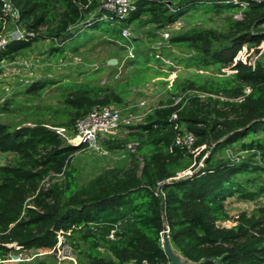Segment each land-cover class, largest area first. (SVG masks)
<instances>
[{"label": "trees", "instance_id": "obj_1", "mask_svg": "<svg viewBox=\"0 0 264 264\" xmlns=\"http://www.w3.org/2000/svg\"><path fill=\"white\" fill-rule=\"evenodd\" d=\"M101 1L12 0L19 22L39 34L10 42L0 63L16 61L42 38L50 39L53 54L61 56L102 33L125 40L122 29L131 24L162 29L184 13L201 12L220 16L222 27H182L170 44L191 51L193 65L229 66L232 73H196L176 81L170 89L171 94L179 89L174 97L131 127L136 130L127 141L114 142L118 148L137 143L130 165L106 169L86 184L70 164L86 145L66 142L54 127L72 130L94 107L127 103L132 88L149 79L139 57L116 87L98 84L94 72L84 82L58 83L57 106L13 98L0 103V152L12 155L0 164V264L20 250H50L59 230L71 231L74 246L84 253L80 264H168L164 221L173 246L195 264H264V59L255 67L235 62L246 44L259 46L264 40V0L246 7L240 5L245 0H138L118 22L102 12L91 17ZM239 12L241 19L235 17ZM0 18L12 21L1 0ZM52 84L34 81L24 93L38 97ZM184 131L195 134L194 148H205L198 156L203 165L181 176L183 160L191 155L175 143ZM236 146L241 159L219 157L221 149ZM232 197L255 207L237 213L228 227L222 222L232 218L227 204ZM113 230L114 239L109 237Z\"/></svg>", "mask_w": 264, "mask_h": 264}, {"label": "rangeland", "instance_id": "obj_2", "mask_svg": "<svg viewBox=\"0 0 264 264\" xmlns=\"http://www.w3.org/2000/svg\"><path fill=\"white\" fill-rule=\"evenodd\" d=\"M94 15L95 13L91 17ZM176 22L175 26L181 27L179 29L173 27L171 29L172 34L194 27H222L220 16L213 15L211 17L202 15L201 12L194 15L184 13L172 24ZM12 23L13 21H4L0 18V31L8 29ZM182 27L183 29H181ZM127 28L132 35L130 41L127 38L125 40L112 39L102 33L93 41L80 47L78 51H67L61 56L53 54L52 48L55 45L50 39L42 38L38 40L30 49L23 51L16 61H3L0 63V103L13 98L20 104L27 103L30 99V103L36 106H57L60 98L59 89L56 88L58 83H62L63 85L60 86L62 87L68 81L84 82L88 76L94 78L92 77L94 72H98V74L95 73V81L98 84L116 87L122 81L127 80L135 69L134 65L138 63L137 58L130 57L126 51L128 49L126 44L134 46V48L131 46V49L134 50L133 54L146 64V71L149 76L144 86L132 88L133 92L128 96L127 103L117 105L121 109L122 115L136 117V125L143 123L147 113L157 107L161 101H167L174 97V93H177L179 89L174 91L173 94H171L170 89L179 79L190 78L196 73L204 76L219 75L222 71L232 73L229 66L221 69L217 67L206 69L193 65L189 62L193 57L191 51L175 47L170 44L168 38H164L167 26L157 29L151 24L138 25L134 23ZM124 46L125 50L122 48ZM245 47L250 53L256 51V46L251 44H246ZM246 49H243L241 57L242 54H246ZM129 58H133L131 60L133 62H129ZM38 80H51L56 84L48 85L41 96L28 97L24 91L32 82ZM18 120L16 118L14 122L17 123ZM26 124L30 125L31 123L27 122ZM128 131L125 126H121L114 132L104 134L99 148L93 149L86 146L73 154L70 164L78 171L80 184H86L106 169L130 165L131 151L135 149H131L130 144L134 142H126V146L121 148L116 147V144H114L115 141L119 143L127 141ZM204 148H193L190 152L191 155H187L183 160L182 166H184V169L178 172L179 175L183 176L194 172L203 165V158L199 159L198 156ZM208 154L209 152L205 156ZM242 154L238 146L226 147L218 151L219 157L232 156L241 159ZM11 159L12 155L0 152V163H6ZM227 204L232 218L223 221L222 225L228 227L235 224L233 217L237 216V213L244 210L251 212L255 207V203L243 202L235 197L229 198ZM81 246L83 247L82 243ZM75 249L79 259L84 257V253L79 250V247L75 246ZM42 252L44 251L20 250L15 255L27 259L21 262L25 264H58L51 255H41ZM6 264L19 263L9 262Z\"/></svg>", "mask_w": 264, "mask_h": 264}, {"label": "built area", "instance_id": "obj_3", "mask_svg": "<svg viewBox=\"0 0 264 264\" xmlns=\"http://www.w3.org/2000/svg\"><path fill=\"white\" fill-rule=\"evenodd\" d=\"M138 0H102L93 13H103V18H109L110 20H119L124 19L130 11L136 8V2ZM238 3L237 0H234ZM250 1L255 0H245L241 1L240 5L246 7L249 5ZM261 1V0H260ZM2 2V11L4 15L11 17L13 21L12 25L8 29L0 31V53L8 46V44L14 40H23L27 38H35L38 36L39 32L32 30H27L19 22L20 13L12 5V0H1ZM88 4L92 3V0H87ZM236 18H242V12L236 14ZM177 24L168 25L167 29L164 32V38L170 39L172 32L171 29H179ZM170 26V27H169ZM45 28H42L41 31H44ZM122 35L130 41L131 33L127 27L122 29ZM132 42V40H131ZM131 44H126L128 47L127 52L130 57H134L133 49H131ZM246 49L244 46L243 49ZM243 49L240 50L238 55L235 58V62L242 61L252 67L256 66V63L259 60L264 59V40L259 46H256V51L250 53L246 49V57L241 53ZM128 55V56H129ZM181 98H178L180 100ZM136 117L135 116H124L122 111L118 106L107 105L102 107H94L86 115L80 117L75 127L70 130L66 127H54L56 132L68 143L73 145L85 144L89 148H99L101 146V141H103V136L106 133L114 132L119 129L121 126H125L129 131H135L131 127L136 126ZM196 141L195 134L192 132H180L175 140V143L183 148H186L191 152L194 148ZM2 164V163H0ZM163 232V231H162ZM71 231L59 230L56 233L57 242L53 248L48 251L40 253L41 255H51L58 264L70 263V264H80L78 255L76 254V249L74 242L70 238L69 234ZM110 238H115V230H113L110 235ZM34 257V256H33ZM19 260H24L22 256H18ZM27 260V259H25ZM126 264H134L133 262H128ZM140 264H160V263H151L147 260L143 261ZM170 264V262L168 263Z\"/></svg>", "mask_w": 264, "mask_h": 264}, {"label": "water", "instance_id": "obj_4", "mask_svg": "<svg viewBox=\"0 0 264 264\" xmlns=\"http://www.w3.org/2000/svg\"><path fill=\"white\" fill-rule=\"evenodd\" d=\"M113 62V61H111ZM137 143H131L130 148H136ZM162 246L164 248L165 253L169 258L170 264H195L194 262L190 261L189 259L185 258L172 244L171 238L169 235V226L164 221L163 224V232H162ZM15 258L18 255H14Z\"/></svg>", "mask_w": 264, "mask_h": 264}, {"label": "crops", "instance_id": "obj_5", "mask_svg": "<svg viewBox=\"0 0 264 264\" xmlns=\"http://www.w3.org/2000/svg\"><path fill=\"white\" fill-rule=\"evenodd\" d=\"M14 255H15V253H12V254L10 255V258L4 261V264L9 263V262H18L19 264H25V263H21L23 260H19L18 258L16 259V258L14 257ZM64 264H66V263H64ZM69 264H70V263H69Z\"/></svg>", "mask_w": 264, "mask_h": 264}]
</instances>
